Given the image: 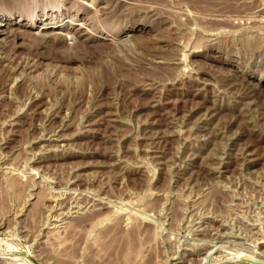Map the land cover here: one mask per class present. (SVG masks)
<instances>
[{"label": "rangeland", "instance_id": "obj_1", "mask_svg": "<svg viewBox=\"0 0 264 264\" xmlns=\"http://www.w3.org/2000/svg\"><path fill=\"white\" fill-rule=\"evenodd\" d=\"M0 23V264H264V0Z\"/></svg>", "mask_w": 264, "mask_h": 264}, {"label": "bare ground", "instance_id": "obj_2", "mask_svg": "<svg viewBox=\"0 0 264 264\" xmlns=\"http://www.w3.org/2000/svg\"><path fill=\"white\" fill-rule=\"evenodd\" d=\"M5 27V24H1L0 23V33L2 32L3 33V31H2V28H4ZM76 32V31H75ZM199 47V46H198ZM126 236V235H125ZM105 247V246H104ZM254 259V258H253Z\"/></svg>", "mask_w": 264, "mask_h": 264}]
</instances>
